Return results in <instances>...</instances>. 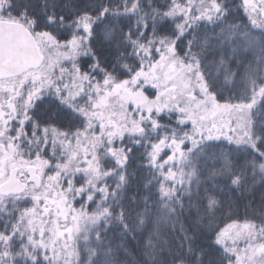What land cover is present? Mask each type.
<instances>
[{
    "label": "snow or ice",
    "instance_id": "snow-or-ice-1",
    "mask_svg": "<svg viewBox=\"0 0 264 264\" xmlns=\"http://www.w3.org/2000/svg\"><path fill=\"white\" fill-rule=\"evenodd\" d=\"M0 264H264V0H0Z\"/></svg>",
    "mask_w": 264,
    "mask_h": 264
}]
</instances>
